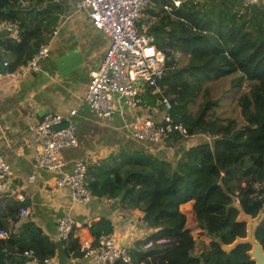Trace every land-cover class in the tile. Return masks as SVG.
Here are the masks:
<instances>
[{"label":"trees","instance_id":"obj_1","mask_svg":"<svg viewBox=\"0 0 264 264\" xmlns=\"http://www.w3.org/2000/svg\"><path fill=\"white\" fill-rule=\"evenodd\" d=\"M28 1L24 16L19 0H0V20L18 22L21 29L18 39L0 36V46L10 55V71L26 64L48 41L56 23L49 13L60 10L61 1ZM166 3L154 0L143 14L157 17L148 32L166 54L159 82L172 103L171 115L190 136L166 135L165 144L174 148L169 156L163 150H123L89 164L86 185L94 197L119 198L123 208L142 212L140 221L149 233L131 249L134 264H256L251 244L243 240L253 224V237L264 251V4L186 0L166 11ZM182 56L187 58L183 65ZM227 77L229 88L237 89L240 114L220 118L212 113L219 99H212L210 90L214 81ZM148 88L147 93L152 91ZM196 102V111L190 110ZM195 136L199 140L187 146L185 141ZM206 136L212 137L209 142ZM190 201L188 216L180 205ZM22 225L30 226L28 234L0 238V248L10 247L16 255L6 254L7 260L24 264L32 249L38 263L45 264L55 243L32 222ZM89 230L97 237L113 232V224L100 217ZM154 236L168 242L142 249ZM64 242L68 255L82 257L77 238Z\"/></svg>","mask_w":264,"mask_h":264},{"label":"crops","instance_id":"obj_2","mask_svg":"<svg viewBox=\"0 0 264 264\" xmlns=\"http://www.w3.org/2000/svg\"><path fill=\"white\" fill-rule=\"evenodd\" d=\"M79 1L63 0L59 3V11H50L49 19L56 18V23L47 41L50 56L42 60L41 71L23 77H3L0 80V155L10 168L6 177L9 191L0 197V224L10 236L7 238H12L11 234H28L30 226L23 227L22 223L27 220L32 222L34 228L41 230L48 240L55 243V253L45 264L85 262L83 255H68L66 242L57 238V220L67 210L71 211L79 224L73 228L71 239L77 238L80 245L91 241L89 226L100 217L110 219L113 224L112 233L131 248L149 233L140 221V210L123 208L119 198L92 196L87 204H73L71 190L68 187L57 188V174L34 164L33 156L37 146L30 128L46 114L65 115L72 108L77 109L73 119L77 125L78 144L74 148L61 150V157L66 161L65 172L71 171L73 162L79 159L88 166L98 164L111 154L123 150L157 151L155 144L133 139L128 133L138 119L159 117L154 108L157 107L156 101L152 100L151 94L142 92L138 109L122 107L121 112H116L109 120L96 118L84 104L90 73L100 64L109 39L93 27L87 12L78 8ZM19 2L25 16L30 1ZM261 3L264 4V0ZM154 12L158 10L154 9ZM32 16L39 19L35 12H32ZM156 18L151 13H144L138 29L148 32ZM0 36L2 39L9 37L5 33ZM0 57L4 60L10 57L2 46ZM162 154L165 156V152ZM182 205L186 210L181 208ZM182 205L180 210L186 215H192V202ZM22 207L28 209L26 216L19 214ZM12 251L10 247L0 248V264H13L6 257V254L16 256ZM26 256L28 260L24 264H39L32 249Z\"/></svg>","mask_w":264,"mask_h":264},{"label":"built area","instance_id":"obj_3","mask_svg":"<svg viewBox=\"0 0 264 264\" xmlns=\"http://www.w3.org/2000/svg\"><path fill=\"white\" fill-rule=\"evenodd\" d=\"M63 1V0H56ZM154 0H80L78 8L87 12L93 27L108 37L109 43L104 50L100 64L91 71L86 86L84 104L96 118L112 119L120 113L124 104L131 110L138 108V102L144 87H151L152 93L160 96L156 100L159 117L147 116L138 119L128 131L129 135L139 141L156 145V150H165L172 155L174 148L165 144V137L173 132L183 137L190 136L186 126L176 121L171 115L172 103L164 94L160 80L164 74L166 54L158 49L155 37L149 32H141L138 25L143 10ZM245 4H257L262 0H242ZM180 0H168L162 7L171 11L180 5ZM21 29L18 22L0 20V34L5 33L12 39H18ZM50 56L48 43L39 45L36 52L16 70H9V62L1 61L4 66L0 72L3 77H23L28 73L41 71V62ZM77 109L72 108L67 114H46L41 121L30 128L37 151L33 156L34 164L57 174V188L68 187L71 190L73 204H87L92 194L86 185V164L75 160L70 172H65L66 161L61 157L63 148H74L78 144L77 125L73 117ZM211 140L212 137L206 136ZM10 172L9 165L0 155V197L9 191L6 180ZM71 208V207H69ZM20 216H26L28 209L20 208ZM79 225L71 211L58 218L56 224L57 238L67 241L73 228ZM8 234L0 230V238ZM168 242L164 236H154L147 240L142 249L162 246ZM84 264H134L131 247L117 238L112 232H102L89 242L81 244ZM141 250V249H140ZM139 264H146L145 261Z\"/></svg>","mask_w":264,"mask_h":264},{"label":"rangeland","instance_id":"obj_4","mask_svg":"<svg viewBox=\"0 0 264 264\" xmlns=\"http://www.w3.org/2000/svg\"><path fill=\"white\" fill-rule=\"evenodd\" d=\"M143 12H144V10H143ZM142 17H143V13H142L141 19H142ZM180 60H181L180 61L181 65H183L187 62V58L184 56H182L180 58ZM229 79H230V77L219 79V80L214 81L211 85V90H210L211 98L212 99H214V98L219 99V103L217 106L214 107V109L212 110V113H214V115H216V116H219L220 118L238 117V115L240 114L239 113L240 112L239 106L237 105V102L235 100V98L238 95V92H236L237 89L231 90L229 88ZM147 90H150V89L146 86V87H144V90L142 92L147 93ZM223 93H225V94L222 96L221 94H223ZM150 94L153 95L154 92L152 93V91H151V92H149V95ZM144 96H146V95H144ZM197 102H199V100H197ZM197 102L192 104V105H189V109L192 111H196ZM124 108H129V106L124 104ZM138 108H139V102H138ZM154 108L157 109V114H159L158 110H160V108L159 107H154ZM206 139H207V141L209 140L208 137H206ZM197 140H199V137L195 136L193 139L185 141V142L187 145L190 146L191 144H193L192 142H195ZM167 156H169V154ZM86 171H87V168H86ZM181 208L183 210H186V208L183 205L181 206ZM188 216H191V215L188 214ZM253 227L254 226L251 223L248 225V233L250 235H253ZM196 232L197 231H195L194 233H196ZM247 238H248V236L245 237V239H247Z\"/></svg>","mask_w":264,"mask_h":264},{"label":"water","instance_id":"obj_5","mask_svg":"<svg viewBox=\"0 0 264 264\" xmlns=\"http://www.w3.org/2000/svg\"><path fill=\"white\" fill-rule=\"evenodd\" d=\"M4 66L0 62V72L3 73ZM221 184V182H219ZM251 244L252 248L249 251L250 256L256 262V264H264V251L261 245L254 239L253 235L248 234V238L243 240Z\"/></svg>","mask_w":264,"mask_h":264}]
</instances>
